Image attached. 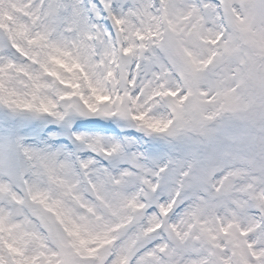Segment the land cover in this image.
Here are the masks:
<instances>
[{"label":"snow or ice","instance_id":"6c2138e0","mask_svg":"<svg viewBox=\"0 0 264 264\" xmlns=\"http://www.w3.org/2000/svg\"><path fill=\"white\" fill-rule=\"evenodd\" d=\"M0 264H264V0H0Z\"/></svg>","mask_w":264,"mask_h":264}]
</instances>
